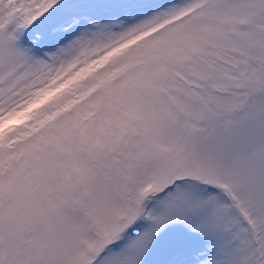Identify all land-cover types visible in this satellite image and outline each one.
I'll return each instance as SVG.
<instances>
[{
    "label": "snow or ice",
    "instance_id": "1",
    "mask_svg": "<svg viewBox=\"0 0 264 264\" xmlns=\"http://www.w3.org/2000/svg\"><path fill=\"white\" fill-rule=\"evenodd\" d=\"M0 264H264V0H0Z\"/></svg>",
    "mask_w": 264,
    "mask_h": 264
}]
</instances>
